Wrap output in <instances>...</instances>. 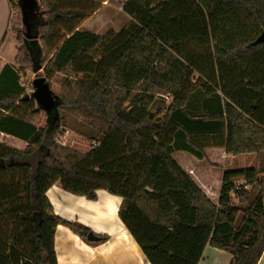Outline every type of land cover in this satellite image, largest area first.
<instances>
[{
	"label": "trees",
	"instance_id": "16d2710c",
	"mask_svg": "<svg viewBox=\"0 0 264 264\" xmlns=\"http://www.w3.org/2000/svg\"><path fill=\"white\" fill-rule=\"evenodd\" d=\"M105 1L37 0V41L24 24L17 32L20 69L39 62L49 77L91 78L67 82L40 127L19 74V90L0 96L10 135L0 141V264H57L59 224L87 239L89 228L55 214L56 183L88 200L120 197L119 218L150 264H200L208 245L230 264H258L264 179L249 190L257 170L225 169L222 155L264 153V0H123L121 31L81 30ZM198 89L206 102L195 106ZM63 109L101 132L88 152L56 141Z\"/></svg>",
	"mask_w": 264,
	"mask_h": 264
},
{
	"label": "rangeland",
	"instance_id": "374dc122",
	"mask_svg": "<svg viewBox=\"0 0 264 264\" xmlns=\"http://www.w3.org/2000/svg\"><path fill=\"white\" fill-rule=\"evenodd\" d=\"M122 1L123 0H106L103 2L99 10L82 23L80 27L81 30H86L85 28H89L92 32H95L99 35H104L109 31H121L131 20V18L122 10L120 6ZM22 22V12L20 6L18 7L12 5L8 0H0V68L5 62H11L16 64L17 68L20 69L19 66L21 64L17 57L19 58L18 54H20L19 49L22 46V42L21 40L17 39V32L22 30ZM20 73L22 75L20 78L21 85L23 84L24 86L23 95L26 96L25 98L27 100H30L33 103L34 109L37 110V112L32 116V119H30V122L38 127L44 126L47 123V119H50V117L47 115L46 110L36 101L33 95V81L37 77H43L46 79L48 88L54 96L55 101L56 96L63 92L67 82L73 81V79L87 81L91 78L87 74L71 73L70 75L66 72H56L52 77H49L47 75L46 64L43 65V68L37 72L33 71L32 66L30 65L27 68L20 69ZM5 77L6 73L0 75V88ZM1 91L2 89L0 90V96L5 93ZM204 98L206 99L205 94L198 89L196 93L193 94L194 105H202L205 100ZM170 103L171 97L169 95L159 96L156 98L151 111L156 113L160 109L161 105L165 104L167 106ZM198 111L202 112V109ZM62 112L63 126L60 133L56 137V141L59 144H62L80 153L88 152L91 149L92 144H95L97 140H99L101 132L92 128L88 123L89 120L82 113L71 112L65 109H63ZM7 114L8 113L0 109V118H3ZM9 136L10 135L7 133L0 131V141L10 138ZM222 156L223 168L225 169L235 170L238 168L253 167L258 170L259 172L257 171V173L259 180L251 184L252 186H249L248 189L252 190L253 192H256L260 189V181L264 179V154L242 153L238 154L237 156H226L225 154ZM217 157H220V155ZM243 182V179H239L237 181V183L240 184ZM232 197L233 203H238V199L234 194ZM75 214L80 215L77 212H75ZM70 222L81 224L76 220ZM90 233L93 234L92 231ZM86 240L90 241L88 236Z\"/></svg>",
	"mask_w": 264,
	"mask_h": 264
},
{
	"label": "crops",
	"instance_id": "0c3cea01",
	"mask_svg": "<svg viewBox=\"0 0 264 264\" xmlns=\"http://www.w3.org/2000/svg\"><path fill=\"white\" fill-rule=\"evenodd\" d=\"M85 29L91 31L89 28ZM2 72L6 73V77L0 90L18 91L17 75L20 77L22 75L18 72L16 64L5 62L0 68V75ZM249 186L252 185H246L247 188ZM47 197L56 215L68 221L80 222L99 238L87 241L70 227L59 224L54 242L57 264H150L139 244L119 218L118 211L122 203L120 197L99 190L96 200H88L65 191L59 183L47 191ZM75 212L80 215H76ZM104 236L106 239L101 240ZM232 260V255L227 251L208 245L200 264H230ZM258 264H264V252Z\"/></svg>",
	"mask_w": 264,
	"mask_h": 264
},
{
	"label": "water",
	"instance_id": "95a60500",
	"mask_svg": "<svg viewBox=\"0 0 264 264\" xmlns=\"http://www.w3.org/2000/svg\"><path fill=\"white\" fill-rule=\"evenodd\" d=\"M18 5L22 11V20L25 25V35L27 38H32L37 41L38 37V27L41 23L39 19V7L37 0H18ZM32 32L34 34L32 35ZM257 42H264V30L257 38ZM42 69V65L39 62L34 64V71ZM34 88V98L36 101L46 110L47 113L52 112L56 106V101L52 93L50 92L47 81L43 77H37L33 81ZM88 239L90 241H95L99 239L94 233H89Z\"/></svg>",
	"mask_w": 264,
	"mask_h": 264
},
{
	"label": "built area",
	"instance_id": "2783aa9c",
	"mask_svg": "<svg viewBox=\"0 0 264 264\" xmlns=\"http://www.w3.org/2000/svg\"><path fill=\"white\" fill-rule=\"evenodd\" d=\"M244 184H245V181L242 184L237 183L236 187L238 188L239 186L244 185Z\"/></svg>",
	"mask_w": 264,
	"mask_h": 264
}]
</instances>
